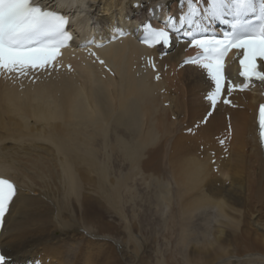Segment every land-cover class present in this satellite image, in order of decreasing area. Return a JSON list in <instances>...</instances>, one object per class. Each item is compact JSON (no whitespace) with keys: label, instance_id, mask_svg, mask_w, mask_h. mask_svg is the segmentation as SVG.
I'll list each match as a JSON object with an SVG mask.
<instances>
[{"label":"bare ground","instance_id":"obj_1","mask_svg":"<svg viewBox=\"0 0 264 264\" xmlns=\"http://www.w3.org/2000/svg\"><path fill=\"white\" fill-rule=\"evenodd\" d=\"M38 1L72 13L83 44L72 75L61 50L46 69L0 70V175L20 185L0 237L3 253L12 257L4 264H52V237L64 246L98 238L118 245L76 218L70 205L92 218L105 204L124 220L137 176L155 188L163 236L174 246L156 264H264V151L255 132L254 93L260 84L236 82L227 60L224 90L213 105L214 82L197 64L185 63L198 54L186 32L222 38L229 25L202 14L200 30L181 27L184 0ZM170 15L180 30H172L169 50L137 42L139 21L166 27ZM93 45H102L98 52L115 76L97 73L85 50ZM151 55L162 68L158 83ZM112 132L116 143L108 140ZM106 148L126 161V171L110 175L102 160H111ZM123 228L131 234L129 225Z\"/></svg>","mask_w":264,"mask_h":264},{"label":"snow or ice","instance_id":"obj_2","mask_svg":"<svg viewBox=\"0 0 264 264\" xmlns=\"http://www.w3.org/2000/svg\"><path fill=\"white\" fill-rule=\"evenodd\" d=\"M184 3L186 11L177 18L181 27L187 25L200 30L199 17L203 14L209 19L227 23L231 29L222 38L197 36L192 31L185 33L190 37L189 46L198 50V54L185 63L197 64L214 82L215 90L208 97L213 105L224 90L225 57L231 49L243 50L239 57V75L248 83L252 80L264 82V70L257 63L258 59L264 60V0H184ZM66 24L64 16L44 10L32 0H0V70L27 74L28 69L54 66L60 50L72 39L65 30ZM142 27L143 43L165 48L171 39L168 29L180 30L171 20L166 27L156 28L150 23ZM233 87L228 85L227 90L231 92ZM224 103L229 101L225 99ZM259 126L260 142L264 144V104L259 106ZM15 194V185L0 178V220ZM0 264H3V257H0Z\"/></svg>","mask_w":264,"mask_h":264},{"label":"rangeland","instance_id":"obj_3","mask_svg":"<svg viewBox=\"0 0 264 264\" xmlns=\"http://www.w3.org/2000/svg\"><path fill=\"white\" fill-rule=\"evenodd\" d=\"M113 134L114 132H112L110 136L108 135V140L116 143L115 140L116 138L118 140V137H115L116 135ZM123 138L128 140L127 136L119 140H123ZM117 149L119 150V147ZM106 152L110 154L111 160L104 157L102 160L105 165L107 164L108 167H110L109 173L111 176L116 175L118 170H127L128 164H126V161L121 160L122 157H120L119 154H117V156L111 155L113 153H109L108 148H106ZM137 180V183H135L133 187L134 191L132 190L130 196L127 197V201L123 204V213L126 217L124 220L120 219L117 214L112 213L109 209H106L108 207L105 204L98 206L97 216L92 218L83 217L78 205H70V207H73L71 209L76 218L80 220L86 218V220L82 219L81 221L84 222L85 220V222L90 224L94 223L93 226L98 231L110 235L117 241L118 245L121 243L122 247L102 238H98L99 241L95 243L96 245L93 243H84L82 241L79 242V240H72L69 245L64 246L55 242L54 240H56V238L52 237V248L50 249L49 255L52 264H88V260L89 264H156L159 258L165 257L167 250L169 252L174 246L172 240H167V238L165 239L163 236L164 216L161 211H159L160 208L154 205L156 204V192L154 194L153 190L155 188L152 184L147 182L149 180H145L144 182L140 180L138 176ZM126 224L130 227V235L127 234L126 229L124 230L123 228ZM68 246L69 249L67 248ZM133 247H135V249ZM89 257L91 258L89 259Z\"/></svg>","mask_w":264,"mask_h":264}]
</instances>
